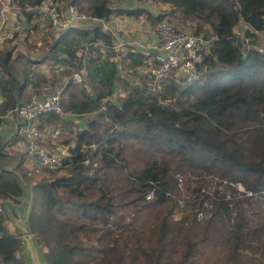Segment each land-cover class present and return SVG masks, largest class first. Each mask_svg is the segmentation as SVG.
I'll list each match as a JSON object with an SVG mask.
<instances>
[{
	"label": "trees",
	"instance_id": "trees-1",
	"mask_svg": "<svg viewBox=\"0 0 264 264\" xmlns=\"http://www.w3.org/2000/svg\"><path fill=\"white\" fill-rule=\"evenodd\" d=\"M60 1L103 20L115 13L143 14L154 23L164 16L145 7L114 6L115 0ZM154 1L193 20L197 32L203 25L210 28L212 41L204 46L191 82L169 77L153 89L150 72L136 71L153 52L114 47L101 24L69 27L43 56L53 57L52 67L66 74L85 67L82 80H68L64 88L65 112L104 110L90 114L82 126L51 111L38 115L40 127L75 130L63 142L66 172L49 170L35 180L23 220L42 264H264V237L254 243L243 231V201L235 204L240 199H218L200 189L217 174L264 192V50L253 45L243 52L238 34L243 27L234 30L246 25L243 35L257 38L253 30L264 28V0ZM31 18L26 13V20ZM83 42L98 44L84 55ZM36 62L12 47L0 50L2 113L21 103L24 89L39 85L35 77L45 78L46 72L31 68ZM117 86L124 95L109 99ZM93 142L97 148L85 150ZM5 156L0 152V195L4 209L17 213L14 204L27 176L24 159L8 168L2 165ZM205 199L213 208L198 219ZM233 207L238 217L231 219ZM178 209L184 212L174 217ZM8 211L0 212V264H26L17 255L20 234L6 225ZM249 251L253 258L247 261Z\"/></svg>",
	"mask_w": 264,
	"mask_h": 264
},
{
	"label": "built area",
	"instance_id": "built-area-1",
	"mask_svg": "<svg viewBox=\"0 0 264 264\" xmlns=\"http://www.w3.org/2000/svg\"><path fill=\"white\" fill-rule=\"evenodd\" d=\"M26 13L31 14L32 19L39 17V19L46 22L58 32L73 26L74 23L79 20H85L89 23L103 22L102 18L92 17L80 12L74 5H65L62 7V2L60 0H38L34 3L26 2L25 0H0V49L6 41L23 30L26 21ZM244 27H246V25H244L243 28ZM242 29L238 34L243 36V43L246 44L243 49L244 52L249 48L247 44L250 43L251 37L244 36ZM234 30L237 31L236 29ZM249 30H253L252 27H249ZM253 31L257 35H264V28L262 30L255 29ZM153 34L154 38L147 42L132 40L126 44L123 40H118L114 41L113 45L116 48H124L128 45L133 50L138 49L144 52H153L151 60L148 61L144 68V71L150 72L153 89L158 88L161 82L169 77L175 78L178 81L182 80L181 82L184 83L191 82L196 78V63L202 59V49L206 45V40H204L200 34H196L191 30L175 27L166 17L159 20L156 28H153ZM93 44H98V42H87L85 44V49ZM257 48L259 51L264 50L262 46ZM114 59H118V55L114 56ZM83 73L84 68H81L79 71L73 72L60 84H55L39 92L34 91L29 95L26 101L17 103L0 114L4 119L13 120L24 137L28 158L31 162L30 167H27L26 171L28 177L33 179L36 175L41 176L45 170H54L62 167L66 154V149L51 151L48 148L49 141L55 142L58 139L61 133V127H40L37 124L39 114L51 111L57 114L66 113L73 117L80 114V116L85 115L88 117L90 114L94 116L104 110V106L98 110L80 114L69 113L63 110L62 94L68 80L80 82L84 75ZM121 95H123V91L118 87L113 90L109 98L115 100ZM3 101L4 95L0 91V109ZM105 118L109 119L108 117ZM96 148L97 144L94 142L85 145V150H95ZM88 162L89 157H86L83 163L87 164ZM221 181L228 184L225 187H230V185H232L235 186L239 192L243 191L241 193L245 195H254V191L246 189L238 181ZM222 182H220V185ZM200 189L201 192L209 193L212 197H218V199L222 197L231 200L236 195H241L235 192L221 194L219 189L208 191L205 186H202ZM151 196L152 191L148 193L147 197ZM182 199L183 194H180L179 201L182 202ZM212 208V201L205 199L203 201V207L197 211L198 219L207 218ZM3 211L4 199L0 195V212Z\"/></svg>",
	"mask_w": 264,
	"mask_h": 264
},
{
	"label": "rangeland",
	"instance_id": "rangeland-1",
	"mask_svg": "<svg viewBox=\"0 0 264 264\" xmlns=\"http://www.w3.org/2000/svg\"><path fill=\"white\" fill-rule=\"evenodd\" d=\"M65 5L66 4L62 2V7H64ZM113 5L119 6L122 8L145 7L153 15L164 13V16H162V18L166 17L168 20L171 19V21L176 27L191 30L195 32L196 34L200 33V35L203 36V39L206 40L207 44H209L212 41L213 36L211 35L210 28L207 25H203L202 30L197 32L198 27H197V24H195L193 20L188 19L186 21L185 19H182L180 17V13H176L175 11L169 13V10L171 8L170 4L159 2V1H154V0H115ZM80 12H83V11H80ZM159 20L152 23L143 14L139 16L131 17L126 14L115 13V14H112L109 17V19L103 20V22L89 23L85 20H79L76 23H74V25L71 27H89V26H92L93 24L94 25L101 24L104 27V29L110 34V36L112 37V40L114 41L123 40L126 44H128V42L132 41L133 39L138 38L135 36H131L130 35L131 32L136 34L137 31L139 30L142 31L143 25H145L147 29L149 28V30H153V28H156ZM242 27L243 26H240V24H238L237 26H235L234 29L240 30ZM56 36H57L56 31L53 27L49 26L46 22L39 19V17H35L31 21L29 20L25 21L23 30L15 34L13 38L6 41L1 47V49L3 47H12L15 50V53L24 52L26 54H29L35 61H37L36 63H33L30 65L31 68H33L34 70L40 73L43 71V72H46L45 74H47L46 76L44 75L45 76L44 79L41 78L40 75L34 78V80H39V85L35 87L33 85H30V87H28L26 92L23 93L21 102L26 101L29 95L34 91L39 92V91L44 90L45 88H50L55 84H60L64 82L66 78L69 75H71V73L73 72L72 71L70 74H66L63 68H57L54 65L52 67L53 57L52 58L45 57V59L43 58V56L48 54V50L51 44L53 43V40L56 38ZM241 44L242 46H246V44L243 42ZM247 45L249 47H252L253 45H255V47L262 46L264 49V35L258 34L257 38L255 39L251 37L250 43ZM202 51H204V49H202ZM41 60H44V61L40 62ZM19 62L21 63L22 61H19ZM144 68L145 67L142 65L136 67L137 73L140 75L144 73ZM132 73L133 74H131V77H136V78L138 77V80H136V78H133V80H135L136 82H139L138 74L137 73L135 74V72H132ZM122 74H126V73L122 71ZM0 114H2L1 110H0ZM85 119L83 120L82 123L85 122ZM73 131H75L73 128L61 126L60 137L54 143L49 141L48 148L51 151H53L52 147L60 149L58 148V146L61 147L60 144L67 147V145H65L66 143H63V142L64 140L68 141L71 137H73V134H74V133L72 134ZM25 169H27V166H25ZM52 172L53 171L50 172L49 170H45L43 174L46 176ZM54 172L58 174L65 173L66 168L65 166H62L58 169H55ZM26 175H27V172H26ZM221 180H229V179L225 177H220L219 175L216 174V177H214L213 179H210V181L209 179H207L206 187L210 188V190L219 189L221 194H224L226 192H229V193L235 192L236 194H241V195H236L231 200L240 199V200H235L236 201L235 204L240 201H243L242 202L243 216H244L243 231L249 234L252 242L254 243L257 242L258 239L264 237V195H263L264 192H254L253 193L254 195L251 196L253 199H248L246 201L245 198L248 197L249 195H245L241 193L243 191L239 192L238 189L232 185H230V187H226V190H225V186L228 184L223 183ZM26 181L29 184H33L32 180L28 178V176L26 178ZM220 182H222L221 185H220ZM179 190L181 194L182 191L180 188ZM29 192H31V188L24 187V193L21 196V201L17 205L18 214H23L25 212L26 203L24 201L27 199L28 195L29 196L31 195L29 194ZM230 210L232 213L231 219H233L235 216L238 217L237 215L238 212L236 211L234 207L231 208ZM182 212H184V210L183 211L181 209L176 210L174 217L180 216ZM14 220L17 222H20L17 216H15ZM8 223H10L11 227L13 228V232L17 234L18 229L15 226V224H13V222L10 219ZM18 254H20L24 258L25 262L27 261L28 255L25 253L24 247H22V251H20ZM252 258H253V254L250 251L247 252L246 256L243 257V259L247 261H250Z\"/></svg>",
	"mask_w": 264,
	"mask_h": 264
},
{
	"label": "crops",
	"instance_id": "crops-1",
	"mask_svg": "<svg viewBox=\"0 0 264 264\" xmlns=\"http://www.w3.org/2000/svg\"><path fill=\"white\" fill-rule=\"evenodd\" d=\"M130 35L138 37L137 39H133V40H137L140 42H146V41L154 38L153 30H149V28L147 29V27L145 25L142 26V31L139 30V31H137L136 34L131 32ZM28 87H30V86H28ZM28 87L22 91V96H23V93L26 92ZM21 99H20V101H22ZM63 117L68 119V120H71L73 123L79 124V126L83 125L82 122L86 118L85 115L84 116L78 115V116L73 117V116L66 114V113L63 114ZM70 143H72V141H70ZM60 146L61 147L58 146V148H60V149L66 148L62 144H60ZM52 150H59V149L52 147ZM0 152H3L4 154H6V156H5L6 159L2 163V165H5L8 168L14 167L15 164H17V162L21 158L24 159V162H23L24 167L25 166L30 167V165H31V162H30L28 155H27V152H26V146L24 143V138H23L22 133L16 127L13 120L4 119L1 117V115H0ZM41 176H43V174ZM41 176L36 175V176H34L33 179L30 177H28V178H30L32 180V183H34L35 180H37ZM26 178H27V176H26ZM32 185L33 184H29L27 181H25V183H24V187L31 188V190H32ZM24 187H22L21 196L24 193ZM29 194H31V192H29ZM21 196H20L19 202L21 201ZM30 198H31V195L30 196L28 195L27 199L24 201L26 204H25V212L23 214H18V212L15 213L12 210V208H10V207L5 208L6 210H9L7 212V215H6V225H7L8 229L10 230L11 233H15V232H13V228L11 227L10 223H8V221L10 219L13 222V224H15V226L18 229V233L20 234L21 245H20L19 249L17 250L18 251L17 255H20L18 253L20 251H22V247H24L25 253L28 255L27 261L25 263L26 264H34L33 250L29 247V243L31 242L32 247L34 248L36 256L38 258V261L40 264H42V262L40 260L39 252H38V250H37V248L34 245V242L32 240V234L28 233L27 229L24 226V221H23L25 219V213L27 214V212L29 210ZM19 202L15 203L14 205H16V207H17ZM5 209H4V213L6 212ZM15 216H17L19 218L20 222H17L14 220Z\"/></svg>",
	"mask_w": 264,
	"mask_h": 264
},
{
	"label": "clouds",
	"instance_id": "clouds-1",
	"mask_svg": "<svg viewBox=\"0 0 264 264\" xmlns=\"http://www.w3.org/2000/svg\"><path fill=\"white\" fill-rule=\"evenodd\" d=\"M25 19H26V17H25ZM31 20H32V18H31ZM27 21V20H26ZM68 29V28H67ZM66 29H64V30H62V31H65ZM62 31H56V34H57V36L59 35V33H61ZM87 42H83V45H84V47H81L80 48V50H82V52H83V54L84 55H86V53L88 52V50H89V48H90V46L89 47H87V49H85V44H86ZM82 68H84V73L83 74H85V67L83 66ZM70 76V75H69ZM68 76V77H69ZM67 77V78H68ZM119 86H117V87H115V88H118ZM114 88V89H115ZM119 88H121V87H119ZM122 89V88H121ZM123 91V90H122ZM123 95H124V91H123ZM123 95H121V96H123ZM121 96H119L118 98H120ZM118 98H116L115 100H118ZM109 99H112V98H109ZM99 114V113H98ZM81 115V114H80ZM24 138V137H23ZM24 143H25V141H24ZM26 152H27V150H26ZM28 155V154H27ZM26 171H27V169H26Z\"/></svg>",
	"mask_w": 264,
	"mask_h": 264
},
{
	"label": "water",
	"instance_id": "water-1",
	"mask_svg": "<svg viewBox=\"0 0 264 264\" xmlns=\"http://www.w3.org/2000/svg\"><path fill=\"white\" fill-rule=\"evenodd\" d=\"M29 247L33 250L34 264H40L39 261H38V258H37V256H36L35 250H34V248L32 247V243H31V242L29 243Z\"/></svg>",
	"mask_w": 264,
	"mask_h": 264
}]
</instances>
